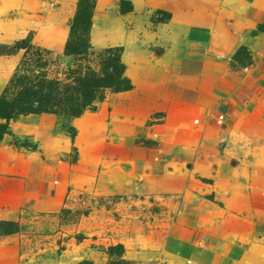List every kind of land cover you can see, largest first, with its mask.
<instances>
[{
  "label": "rangeland",
  "instance_id": "rangeland-1",
  "mask_svg": "<svg viewBox=\"0 0 264 264\" xmlns=\"http://www.w3.org/2000/svg\"><path fill=\"white\" fill-rule=\"evenodd\" d=\"M121 1L131 11L121 14ZM80 2L0 0V44L30 38L57 62L45 71L63 79L74 60L43 46L37 32L62 21L57 30L70 35ZM95 4L93 51L132 47L144 69L126 70L132 89L108 94L79 118L28 115L10 124L0 142V264H223L217 251L236 244L247 247V256L232 264H264V90L237 108L244 126L231 125L232 116L204 133L201 116L189 108L200 98L185 85L195 83L199 68L184 63L176 77L168 59L177 43L183 52L184 35L200 14L216 19L220 33L252 42L264 32V6ZM245 48L230 68L249 69L250 83L263 74L264 47L255 56ZM25 54L0 56V95ZM211 71L217 80L220 69ZM185 115H193L191 124L180 120ZM24 142L34 150L17 146Z\"/></svg>",
  "mask_w": 264,
  "mask_h": 264
},
{
  "label": "trees",
  "instance_id": "trees-1",
  "mask_svg": "<svg viewBox=\"0 0 264 264\" xmlns=\"http://www.w3.org/2000/svg\"><path fill=\"white\" fill-rule=\"evenodd\" d=\"M95 3L96 0H81L77 14L70 22L64 55L75 63L68 67L63 79L51 78L45 71L47 66L57 62L51 58L50 51L35 47L30 38L12 45L0 44V56H13L21 49L26 50L13 79L0 95V142L9 134L10 124L22 116L51 114L79 118L88 111H95L108 94L132 89L123 62L124 49L110 47L99 52L92 49L90 32ZM123 3L121 1L120 13L131 11L125 10ZM241 51L247 50L241 47L234 55V62L240 58ZM30 66L37 72H28ZM68 133L73 137L75 130L69 127ZM17 146L34 150L27 142ZM119 248L122 249L121 246L110 248L109 253L113 254Z\"/></svg>",
  "mask_w": 264,
  "mask_h": 264
},
{
  "label": "crops",
  "instance_id": "crops-1",
  "mask_svg": "<svg viewBox=\"0 0 264 264\" xmlns=\"http://www.w3.org/2000/svg\"><path fill=\"white\" fill-rule=\"evenodd\" d=\"M254 2H256L258 8L264 6V0H254ZM192 21L183 38L185 46L183 52H180L179 49L182 44L177 43L173 46L176 49L173 48V51L168 53L169 63L173 64L175 70L173 74L176 77H178L177 72L181 70L184 63L199 68L197 69L196 75L198 77H195V83L185 84L186 87L192 89L191 91H194L193 93L197 92L196 96L200 98L196 105H189V108H193L201 116V119L196 122L199 126L205 127L204 133L209 128L216 129L213 123L215 124V121L219 123L217 120L218 115L224 116V121L220 124H223L225 120L229 121L232 116H237L235 123L231 125L235 127L244 126L246 118L242 113H236L238 112L237 108L241 109L242 107V110H244L246 104L254 100L264 90V71L262 76L253 79V82L249 83L245 80L249 75V69H244V72L232 71L230 66L233 55L242 46L249 47L253 56L260 52L264 47V32L258 34L252 42L240 43L236 37L220 33L216 19L200 14ZM60 23L39 29L37 32L39 42L56 53L64 51L69 35L66 29L57 30ZM123 59L127 62L126 70L129 72L133 69L137 71L144 69L145 59L143 55L138 50H132V47L129 52L126 53L125 51ZM163 67L164 73H167L165 65ZM213 67H217L221 71L217 80L213 79L211 73ZM179 77L181 78V75ZM193 118V115L180 116L183 123L188 122L191 124ZM246 248L244 245L236 244L227 251L219 249L217 256L223 264H232L236 257L244 258L245 255L247 256ZM251 254H253V251Z\"/></svg>",
  "mask_w": 264,
  "mask_h": 264
},
{
  "label": "built area",
  "instance_id": "built-area-1",
  "mask_svg": "<svg viewBox=\"0 0 264 264\" xmlns=\"http://www.w3.org/2000/svg\"><path fill=\"white\" fill-rule=\"evenodd\" d=\"M217 120L219 123H222L224 121V116L223 115H218Z\"/></svg>",
  "mask_w": 264,
  "mask_h": 264
}]
</instances>
